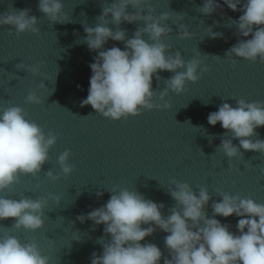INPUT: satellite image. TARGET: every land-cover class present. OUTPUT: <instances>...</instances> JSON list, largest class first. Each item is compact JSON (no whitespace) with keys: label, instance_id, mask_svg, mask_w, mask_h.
Returning <instances> with one entry per match:
<instances>
[{"label":"water","instance_id":"95a60500","mask_svg":"<svg viewBox=\"0 0 264 264\" xmlns=\"http://www.w3.org/2000/svg\"><path fill=\"white\" fill-rule=\"evenodd\" d=\"M112 2L61 0L68 21L52 23L39 10L38 0H0V14L31 9L30 15L37 17L40 29L38 34L17 35L13 26H0V109L21 107L46 135L51 132L57 136L48 161L36 176L21 175L10 189L0 192V197L8 199H47L43 227L36 231L16 229L14 218H8L0 220V235L10 234L22 243L35 242L50 264H91L92 253H102L101 239L110 240L104 234V225H94L91 220L81 223L77 216L106 204L113 188L137 191L146 199L163 203L165 217L176 206L168 193L172 180L188 183L194 191L207 188L211 199L205 212L210 218L212 203L221 199V192L264 204V154L241 149L240 156L229 160L217 149L226 130L219 123L209 125L207 120L225 102L233 107L239 99L264 102V63L242 58L233 62L225 56L240 39L251 38L238 37L236 26H229L228 18L238 20L243 12L228 9L223 0H217L221 9L212 15L200 12L203 0H149V5H142L143 15L148 6L156 16L171 15L172 19L161 21L172 29L162 38L171 54L179 51L185 61L200 59L201 69L207 66L209 70H198L197 82H187L182 94L170 91L164 101L159 95L174 73L159 72L160 79L153 76L152 103L166 102L170 107L141 109L139 115L114 121L96 113L90 105L81 107L90 87L89 65L98 55L83 42L87 35L84 28L95 27L103 8ZM127 11L133 14L136 9L129 6ZM180 24L193 34L191 38H181ZM143 26V21H122L125 41L109 39L105 50L113 46L123 50L126 40ZM209 26L223 36L207 37L205 29ZM109 27L115 31V25ZM142 38L149 41L147 34ZM21 62L39 67L40 73L17 69ZM41 84L45 87L40 88ZM29 92H36L42 103H28ZM256 132V138L264 139V127ZM227 138H232L230 133ZM233 143L238 146L239 140ZM66 150L73 167L68 176L58 163ZM48 171L58 179H50ZM98 191L103 195L98 197ZM50 196L59 197V202ZM215 218L238 233L239 218L235 215ZM78 235L80 241L75 239ZM166 235L158 229L141 243H153L167 256Z\"/></svg>","mask_w":264,"mask_h":264},{"label":"clouds","instance_id":"9594fccd","mask_svg":"<svg viewBox=\"0 0 264 264\" xmlns=\"http://www.w3.org/2000/svg\"><path fill=\"white\" fill-rule=\"evenodd\" d=\"M142 5H149V0H113L110 6L103 8L95 27L84 28L87 35L83 42L89 51L98 52V55L89 65L92 72L90 87L81 107L90 105L96 113L110 120L139 115L141 109L169 108L166 102L162 105L152 103L155 95L153 76L160 79L159 72L174 73L166 80V88L159 95L164 101L170 91L179 95L185 91L187 82H197L200 78L198 70H209L207 66L201 69L203 61L200 59L185 61L179 51L171 54L162 38L172 29L161 23L172 19L171 15L156 16L150 6L143 15L145 8ZM223 5L232 11L243 12L238 20L228 18L229 26L237 28L236 35L251 36L240 39L225 56L233 62L235 58H242L264 63V0H223ZM129 6L136 9L135 13H128ZM38 7L52 23L68 21L61 0H38ZM218 9L221 4L217 0H203L200 12L212 15ZM30 12L31 9L26 8L0 14V26H13L17 35L38 34V19ZM178 17L184 19L183 15ZM122 21H143L144 26L136 30L133 38L126 40L123 50L116 46L105 50L109 39L125 41L126 31L120 28ZM110 24L115 25V31ZM179 30L181 38L193 35L183 24L179 25ZM205 32L212 39L223 36L211 26ZM144 34L150 42L142 38ZM16 67L34 75L40 73L39 67H29L22 62ZM26 99L28 103H42L36 92H29ZM207 120L209 125L219 123L226 130L217 149L229 160L240 156L241 149L264 154V139L256 138V129L264 127V102L239 99L235 107L225 102L218 111L211 112ZM229 133L231 139L227 138ZM234 139L239 140L238 146L233 143ZM56 142L57 136L51 132L46 135L27 118L21 107L0 109V192L10 189L21 175L36 176L48 161L49 150ZM69 157L67 150L58 157L65 176L73 171ZM47 175L53 181L58 179L51 171ZM168 193L176 206L170 209L167 217L162 212L163 203L158 204L126 188H113L106 204L77 216L81 223L91 220L94 225H104V234L110 236L108 242L101 239L103 251L92 253L91 264H161L162 259L163 264H264V204L221 192V199L212 203L213 216L210 218L205 212L211 199L207 188L194 191L188 183L172 180ZM96 195L102 196L103 192L98 191ZM50 198L57 202L60 199L57 196ZM46 204L47 199L0 197V220L14 218V228L36 231L43 227ZM233 215L239 218L238 233L215 218ZM158 229L168 234L164 238L167 256L157 245L141 243ZM75 239L80 241L81 236ZM0 264H50V260L35 242L22 243L5 233L0 235Z\"/></svg>","mask_w":264,"mask_h":264}]
</instances>
